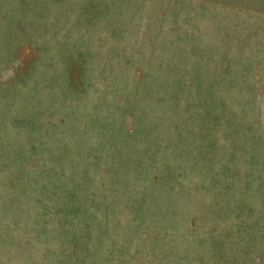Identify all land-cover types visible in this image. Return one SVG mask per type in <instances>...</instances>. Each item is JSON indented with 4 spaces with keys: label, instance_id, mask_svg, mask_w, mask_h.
Instances as JSON below:
<instances>
[{
    "label": "rangeland",
    "instance_id": "rangeland-1",
    "mask_svg": "<svg viewBox=\"0 0 264 264\" xmlns=\"http://www.w3.org/2000/svg\"><path fill=\"white\" fill-rule=\"evenodd\" d=\"M0 264H264V0H0Z\"/></svg>",
    "mask_w": 264,
    "mask_h": 264
}]
</instances>
